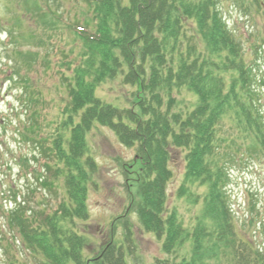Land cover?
Returning a JSON list of instances; mask_svg holds the SVG:
<instances>
[{
	"label": "trees",
	"instance_id": "obj_1",
	"mask_svg": "<svg viewBox=\"0 0 264 264\" xmlns=\"http://www.w3.org/2000/svg\"><path fill=\"white\" fill-rule=\"evenodd\" d=\"M221 1L83 0L85 7L72 21L59 18L71 34L66 50L41 59L44 71L57 78V97L47 98L30 73L15 72L27 84V131L38 136L49 161L40 183L56 199L50 204L43 197L46 203L36 207L24 198L3 211L10 235L18 237L35 264H127L114 238L94 257L85 255L89 243L80 225L90 220L89 193L97 187L100 167L89 137L98 127L109 128L122 145L137 150L123 169L144 230L163 241L169 256L192 242L189 257L156 264H264V249L238 236L226 205L227 160L233 159L228 149L235 142L219 137L223 121L232 120L249 140L250 154H263L264 114L253 68L223 17ZM234 1L250 9L246 0ZM251 4L264 20V0ZM43 7L42 17H62ZM53 37L47 40L52 43ZM39 57L33 56L30 69H37ZM113 81L133 89L130 106L97 96L101 85ZM178 155L185 171L176 197L197 205L200 197L193 188L205 187L202 215L210 226L200 222L186 229L177 210L168 208L171 163Z\"/></svg>",
	"mask_w": 264,
	"mask_h": 264
},
{
	"label": "rangeland",
	"instance_id": "obj_2",
	"mask_svg": "<svg viewBox=\"0 0 264 264\" xmlns=\"http://www.w3.org/2000/svg\"><path fill=\"white\" fill-rule=\"evenodd\" d=\"M39 3L46 12L51 8L62 17H42V12L39 14L41 7L35 9ZM246 4L250 9L239 7L234 0H222L220 9L242 46L246 61L253 68L257 79L255 89L260 98L258 107L264 114V20L255 12L251 0H246ZM84 5L83 0H0V264H13L14 260L17 264L37 263L29 257L18 237L10 235L3 211L12 209L24 198L30 197L31 204L36 207L48 200L53 204L56 200L53 193L40 183V176L47 173L45 163L48 160L37 140L27 131L30 119L27 84L15 72L30 73L46 97H57V78L48 70L44 71L41 59L47 52L59 56L61 48L66 50L65 40H69L71 34L59 18L63 23L72 21ZM30 7L36 11H31ZM52 36L50 43L47 39ZM37 53L40 55L35 60L37 69H30V60ZM132 90L121 81L107 82L99 87L97 96L119 107L130 106L128 97H132ZM46 111L54 114L49 105ZM219 137L228 143L235 142V147L228 149L233 159L227 160L230 181L226 187V205L234 218L238 236L253 247L264 249V153L250 154L246 147L249 140L229 118L223 121ZM89 145L90 153L100 168L95 178L97 187L89 193L90 220L80 225L89 243L85 255L94 257L114 238L116 244L123 248L127 264H156L158 259L179 256L183 260L189 257L192 242H187L177 253L169 256L163 252V241L146 232L140 222L132 205L134 189L130 192L127 187L128 177L123 169V164L131 163L137 156L136 148L122 145L107 127L95 129L89 137ZM171 168L174 177L168 185V208L177 210L178 219L186 229H194L200 222L210 226L202 215L207 189L193 188L200 197L197 205L187 198L176 197L185 171L182 156L178 155L172 161ZM34 190L36 193L33 195ZM43 197H47L45 202L41 200ZM14 241L17 242L13 250L7 252L6 246L12 247L11 242Z\"/></svg>",
	"mask_w": 264,
	"mask_h": 264
}]
</instances>
